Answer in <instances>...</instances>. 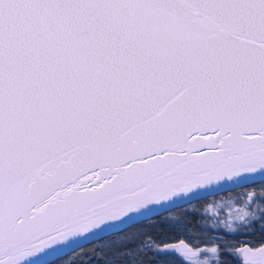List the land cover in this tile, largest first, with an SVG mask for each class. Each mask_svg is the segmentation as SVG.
Returning <instances> with one entry per match:
<instances>
[{
  "label": "snow or ice",
  "instance_id": "obj_1",
  "mask_svg": "<svg viewBox=\"0 0 264 264\" xmlns=\"http://www.w3.org/2000/svg\"><path fill=\"white\" fill-rule=\"evenodd\" d=\"M247 174L264 177V0H0V264ZM235 203L142 244L264 264V241L231 238L264 231V187Z\"/></svg>",
  "mask_w": 264,
  "mask_h": 264
},
{
  "label": "rangeland",
  "instance_id": "obj_2",
  "mask_svg": "<svg viewBox=\"0 0 264 264\" xmlns=\"http://www.w3.org/2000/svg\"><path fill=\"white\" fill-rule=\"evenodd\" d=\"M228 199V196L216 193L211 197H203L194 201L188 207L169 210L156 219L142 220L123 230L100 237L98 242L89 247L81 256V264H182L177 255L166 254L163 247L148 250L144 248L142 241L152 237L158 245L160 242L171 244L184 237L189 230L205 231L206 229L201 228L204 223L202 208L209 205V214L212 216H214L213 209H215L216 216L214 217L232 213L239 207L238 204L234 203L231 208H226V213L221 211L223 202ZM211 201L216 203L211 204ZM231 218L229 215L230 220ZM209 234L215 235L216 233L209 232ZM231 238L250 240L256 244L264 241V237L260 235L252 236L251 239L241 236ZM225 260L234 264L230 256H226Z\"/></svg>",
  "mask_w": 264,
  "mask_h": 264
},
{
  "label": "trees",
  "instance_id": "obj_3",
  "mask_svg": "<svg viewBox=\"0 0 264 264\" xmlns=\"http://www.w3.org/2000/svg\"><path fill=\"white\" fill-rule=\"evenodd\" d=\"M262 187H264V179L257 180V181H254V182H251V183H248V184H245V185H241V186H238V187H235V188H232V189H228V190L219 192V195L220 194L221 195H226L229 198L228 200L223 202V207H221L222 208L221 211L222 212L225 211V213H226L227 212L226 208H231L234 205V203H235V199L237 197H241L244 192H248L249 194H252L254 191H260ZM213 195H215V194H213ZM211 196L212 195L206 196L205 198H208V197H211ZM199 199H201V198H198L196 200H193V201L188 202L186 204H183L181 206L175 207L173 209H177V208H180V207H188L194 201H197ZM214 203H216V202L215 201H211V204H214ZM173 209H171V210H173ZM166 212L158 214V215L153 216L151 218L144 219V220L156 219V218L162 216L163 214H165ZM201 212L203 214L204 221L205 220L208 221L209 224L211 223V221L213 219L218 218V217H214L211 214H209V205H205L204 208H202ZM222 217L223 216H220L219 218H222ZM233 226H235V225H233ZM257 235H260V236L264 237V231L261 230V227H260L259 224H256L255 227L251 231H249L247 233H244V234L236 235V236H238V237L241 236L242 238L246 237V239H251L252 236H257ZM97 242H98V239L94 240L92 242H89V243H87V244H85V245H83V246H81V247H79V248H77V249H75V250H73V251H71V252H69V253H67V254L59 257V258H57V259H54V260H52L50 262H47L45 264H81L82 263L81 256L85 253V251L89 247L94 246L95 243H97Z\"/></svg>",
  "mask_w": 264,
  "mask_h": 264
},
{
  "label": "water",
  "instance_id": "obj_4",
  "mask_svg": "<svg viewBox=\"0 0 264 264\" xmlns=\"http://www.w3.org/2000/svg\"><path fill=\"white\" fill-rule=\"evenodd\" d=\"M247 175L251 176V178L247 179V180H243L239 184H231V183H229L225 187L222 188L223 189L222 191H225V190H228V189H232V188H235V187H238V186H241V185H245V184L257 181V180L264 179V178H260V175H257V174H247ZM230 185H234V186L229 187ZM218 189L219 188H216V187L213 186V187H211V190L204 189V190H198V191L200 192L201 195H203V197H206V196H210V195L222 192V191H219ZM178 200H180V199H177L176 202ZM170 204H173V203L165 202L164 206H160V205L152 206L154 208V210L152 212H149V213L157 212V211L163 209L164 207H166V206H168ZM149 213H147V214H149ZM136 222H134V223H136ZM114 223H117V226L120 225L118 222H114ZM110 229L111 228H106L105 231H109ZM105 231L101 232V231L97 230L95 235L88 234L87 239L74 238V239L77 240V243H69L66 246L65 245H56V246H54L55 250L46 249V252H48L47 255H45L44 253H40V254H38L39 255V259L37 260V258L34 257L33 260H35L36 263H38V262H44L49 257H53V259H51L50 261H52L54 259H57L58 257H61V256L65 255V254H67V253H69V252H71V251H73V250H75V249H77V248L89 243V242L97 240L98 238H100V236H98V235L100 233H104ZM103 236H105V235H103ZM103 236H101V237H103ZM58 253H59V255H58ZM50 261H47V262H50ZM47 262H44L43 264H45Z\"/></svg>",
  "mask_w": 264,
  "mask_h": 264
},
{
  "label": "bare ground",
  "instance_id": "obj_5",
  "mask_svg": "<svg viewBox=\"0 0 264 264\" xmlns=\"http://www.w3.org/2000/svg\"><path fill=\"white\" fill-rule=\"evenodd\" d=\"M260 178H264V177H261L260 176ZM232 186H234V185H230L229 187H232ZM219 191H222L223 189L222 188H219L218 189ZM212 193V192H211ZM203 197V195H199V196H193V197H191L190 199H180V200H178L175 204H170V205H168V206H166V207H164L163 209H161V210H159V211H157V212H154V213H149V214H146V215H144V216H136L133 220H131V221H128L126 224H120V225H118L117 227H112L109 231H105L104 233H100L98 236H103V235H108V234H110L111 232H116V231H119V230H122V229H124V228H126V227H128V226H130V225H132L134 222H139V221H141V220H144V219H147V218H151V217H153V216H156V215H158V214H161V213H164V212H166V211H168V210H171V209H173V208H175V207H178V206H181V205H183V204H186V203H188V202H191V201H193V200H196V199H198V198H202ZM58 255H59V253H58ZM59 258V257H58ZM51 259H53V257H49V258H47L44 262H47V261H50ZM44 262H38V263H36V264H43Z\"/></svg>",
  "mask_w": 264,
  "mask_h": 264
}]
</instances>
